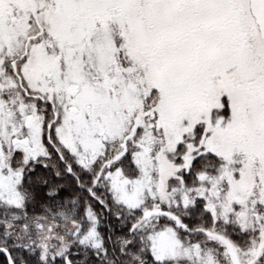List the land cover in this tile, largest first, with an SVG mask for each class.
Returning <instances> with one entry per match:
<instances>
[{
	"label": "snow or ice",
	"instance_id": "obj_1",
	"mask_svg": "<svg viewBox=\"0 0 264 264\" xmlns=\"http://www.w3.org/2000/svg\"><path fill=\"white\" fill-rule=\"evenodd\" d=\"M0 264H264V0H0Z\"/></svg>",
	"mask_w": 264,
	"mask_h": 264
}]
</instances>
